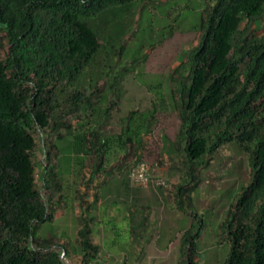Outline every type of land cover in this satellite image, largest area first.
<instances>
[{
  "label": "trees",
  "instance_id": "trees-1",
  "mask_svg": "<svg viewBox=\"0 0 264 264\" xmlns=\"http://www.w3.org/2000/svg\"><path fill=\"white\" fill-rule=\"evenodd\" d=\"M147 1L0 0V264H70L66 259L73 254L78 264L116 263L100 255L91 230L100 222L90 214L81 215L75 246L38 237L60 203L48 194L52 184L58 187L48 164L52 150H61L54 142L44 148L42 183L37 184L36 135L48 131L57 133L58 140L71 133L64 146L76 173L94 155L98 172L123 174L116 179L119 186L96 187L95 200L102 194L108 201L100 207L102 215L121 212V220L140 240L152 237L151 208L138 203L144 188L133 184L130 167L146 161L152 173L161 163L157 153L171 161L176 155L183 158L192 183L179 184L177 205L186 211L191 209L188 193L198 183L197 166L225 142L236 143L248 156L253 181L242 189L230 219L221 226L230 244L224 264H264V30L260 35L252 31L264 19V0L206 2L198 17L200 38L171 73L180 93L178 102L172 99L178 130L174 139L164 137L153 150L145 149L144 135L152 134L156 112H130L121 132L110 136L105 121L115 104L98 110L92 101L101 94L98 85L105 77L111 78L108 90H115L113 60L124 54L122 41L135 23L131 11ZM94 68L95 78L82 81ZM63 96L69 112L60 111ZM113 149L122 154L106 166L103 158ZM157 187L167 189L169 183ZM198 234L194 227L183 233L186 259L181 264H200L191 250Z\"/></svg>",
  "mask_w": 264,
  "mask_h": 264
},
{
  "label": "rangeland",
  "instance_id": "rangeland-1",
  "mask_svg": "<svg viewBox=\"0 0 264 264\" xmlns=\"http://www.w3.org/2000/svg\"><path fill=\"white\" fill-rule=\"evenodd\" d=\"M208 1L149 0L139 2L137 8L131 11L130 17L135 23L122 41L124 54L122 59L116 57L113 60L111 75L118 79L116 83L112 82L115 90H108L111 78L105 77L98 85L101 94L92 96L98 110L115 104L109 108L111 116L105 121L107 135L119 134L125 124L123 119L130 116V112L137 115L156 112L151 118L152 134L144 135L145 149L153 150L166 136L175 138L180 120L172 99L178 102L180 93L171 79V73L199 40L198 17ZM263 30L264 19H259L252 31L260 35ZM140 45L142 47L138 49ZM96 70L87 72L82 81L88 83L89 79H94L98 74ZM60 105L61 112H69L65 96L60 98ZM63 136L64 139L58 140L57 133L52 131L36 135L33 159L38 185L42 183L39 174L45 146L48 147L51 142L61 146L56 153L51 149L48 162L49 170L57 175L55 180L58 184V187L52 184L48 194L60 203L53 221L39 228L38 237H52L59 244L75 246L81 215L90 214L100 222L92 225L91 230L93 240L100 244L102 258L117 264L124 260L128 264H181L186 259L181 249L182 235L186 229L194 227L199 232L195 246L191 248L195 252L194 259L200 264L225 263L230 244L221 226L230 219L229 210L237 202L242 189L253 181V168L248 156L236 143L225 142L197 166L198 183L188 193L191 209L186 211L177 205L179 184L189 186L192 183L185 172L184 160L176 155L171 161L165 153H157L158 157L161 156V163L154 166L153 176L164 177L169 187L160 189L150 184L138 192V203L151 208L149 221L152 227V237L147 235L140 240V235L131 234L128 223L121 220V212L102 215L100 207L108 203L102 194L100 200H95L96 187L119 186L116 179L123 174L117 172L109 176L98 172V160L94 155L76 173L74 160H68L70 153L64 146L71 133H63ZM121 154L117 149L109 151L103 158L104 164H115ZM68 165L70 171L66 170ZM142 243L144 247L140 246ZM66 261L78 264L79 257L73 254Z\"/></svg>",
  "mask_w": 264,
  "mask_h": 264
},
{
  "label": "built area",
  "instance_id": "built-area-1",
  "mask_svg": "<svg viewBox=\"0 0 264 264\" xmlns=\"http://www.w3.org/2000/svg\"><path fill=\"white\" fill-rule=\"evenodd\" d=\"M130 178L131 181L144 188L148 187L150 184L154 186H168L166 179L162 176H153L150 172V165L146 161H140L134 163L130 167ZM106 264H116L114 262H107Z\"/></svg>",
  "mask_w": 264,
  "mask_h": 264
},
{
  "label": "water",
  "instance_id": "water-1",
  "mask_svg": "<svg viewBox=\"0 0 264 264\" xmlns=\"http://www.w3.org/2000/svg\"><path fill=\"white\" fill-rule=\"evenodd\" d=\"M62 257L65 258V252H64V251H63V253H62Z\"/></svg>",
  "mask_w": 264,
  "mask_h": 264
},
{
  "label": "crops",
  "instance_id": "crops-1",
  "mask_svg": "<svg viewBox=\"0 0 264 264\" xmlns=\"http://www.w3.org/2000/svg\"><path fill=\"white\" fill-rule=\"evenodd\" d=\"M141 238V237H140Z\"/></svg>",
  "mask_w": 264,
  "mask_h": 264
}]
</instances>
